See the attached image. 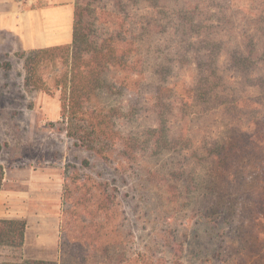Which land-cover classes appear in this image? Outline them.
<instances>
[{
	"label": "rangeland",
	"instance_id": "1",
	"mask_svg": "<svg viewBox=\"0 0 264 264\" xmlns=\"http://www.w3.org/2000/svg\"><path fill=\"white\" fill-rule=\"evenodd\" d=\"M105 2L100 0L99 6ZM81 18L90 25H84L85 31L92 29L90 13ZM161 37L157 45L172 54L168 36H156ZM242 47L241 40L233 37L227 46ZM30 53L0 55V163L5 168L0 218L24 219L27 224L24 246L1 249L0 259L58 264L60 259L61 264H79L84 257V264H264V222H254L264 216L254 205L257 194L248 192L250 200H246L239 190L226 194L229 189L218 192L209 187L211 159L201 140L221 130L224 119L233 113L190 109L170 116L158 142H176L175 152L143 145L130 151L116 145L105 159L70 137L61 119L62 85H58L67 71L65 50L50 52L28 73L24 62ZM187 60L190 67L183 70L181 80L188 86L198 73L197 59ZM221 61L224 66L225 55ZM231 72L223 73L228 74L226 87L234 85ZM26 77L30 83L24 86ZM100 102L107 108L122 106L116 128L133 146L134 137L145 139L143 132L154 118L149 103L134 118L127 115L131 102L123 95H100ZM245 172L247 178L250 165ZM239 178L235 186L247 182ZM220 210L223 214L218 215ZM97 244L103 247L91 249Z\"/></svg>",
	"mask_w": 264,
	"mask_h": 264
},
{
	"label": "trees",
	"instance_id": "2",
	"mask_svg": "<svg viewBox=\"0 0 264 264\" xmlns=\"http://www.w3.org/2000/svg\"><path fill=\"white\" fill-rule=\"evenodd\" d=\"M99 4L100 0H75L71 44L32 51L24 62L26 72L31 73L50 52L65 50L67 71L58 86L62 85L60 116L68 135L105 159L116 145L130 151L143 145L169 153L175 152L178 144L158 142L165 136L168 117L190 109L231 112L221 130L201 140L211 159L209 187L218 192L229 189L226 194L237 190L242 196L257 194L254 205L264 211V0H247L245 4L236 0H106L101 7ZM86 11L93 17L88 31L84 26L88 23L81 18ZM163 35L169 38L172 54L157 45L162 37L156 36ZM232 37L241 40L243 50L227 48ZM190 56L197 59L198 74L187 86L181 74L190 67ZM224 71L235 73L229 75L233 86L224 85L228 77ZM29 83L26 77L24 86ZM109 94L130 100L127 115L134 118L145 105L151 106L154 118L143 132L145 139H131L134 146L116 128L122 106L107 108L100 102V95ZM2 148L0 143V152ZM249 165L251 173L246 178ZM4 175L0 163V192ZM238 176L247 182L235 186ZM224 204L230 206L228 201ZM259 221L264 222V216L254 220ZM26 228L24 219L0 218V250L21 249ZM102 247L97 244L91 249ZM86 260L84 257L79 264ZM0 264L58 263L5 258Z\"/></svg>",
	"mask_w": 264,
	"mask_h": 264
},
{
	"label": "crops",
	"instance_id": "3",
	"mask_svg": "<svg viewBox=\"0 0 264 264\" xmlns=\"http://www.w3.org/2000/svg\"><path fill=\"white\" fill-rule=\"evenodd\" d=\"M74 3L75 0H0V55L69 45Z\"/></svg>",
	"mask_w": 264,
	"mask_h": 264
}]
</instances>
